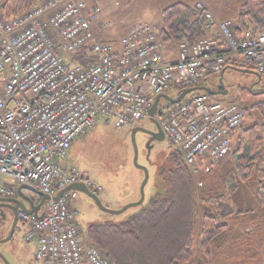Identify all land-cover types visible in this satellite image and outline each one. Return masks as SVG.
I'll use <instances>...</instances> for the list:
<instances>
[{
    "label": "built area",
    "instance_id": "1",
    "mask_svg": "<svg viewBox=\"0 0 264 264\" xmlns=\"http://www.w3.org/2000/svg\"><path fill=\"white\" fill-rule=\"evenodd\" d=\"M195 8L216 37L180 42L174 62L152 24L131 27L116 43L102 41L97 0H47L11 20L0 17V73L8 75L0 93V197H16L20 186L48 197L37 218L18 214L24 242L36 243V264H111L85 245L71 207L78 192L54 200L72 185L101 191L69 161L72 144L100 118L130 129L150 119L158 96L176 85L207 86L226 67L249 70L264 84V29L239 37L231 20L216 19L201 2ZM83 51L85 67L73 61ZM157 109L164 139L194 177L229 155L245 123L238 101L205 92Z\"/></svg>",
    "mask_w": 264,
    "mask_h": 264
},
{
    "label": "trees",
    "instance_id": "2",
    "mask_svg": "<svg viewBox=\"0 0 264 264\" xmlns=\"http://www.w3.org/2000/svg\"><path fill=\"white\" fill-rule=\"evenodd\" d=\"M40 3L42 0H2L0 17L11 20ZM239 7L234 22L237 36L241 37L249 30L257 32L264 29L262 0H243ZM160 19L159 36L163 44H193L208 37L203 12L194 6L175 3L161 11ZM211 36L216 37L215 34ZM88 55L83 51L76 54L73 61L85 67L90 61ZM232 70L244 72L238 68ZM0 76L4 78L5 75L0 73ZM194 87L176 85L168 94L176 98ZM262 87L263 90L257 93L253 91L252 84L238 87V93L243 101L254 94L264 98ZM251 109L257 110L262 125L254 122L251 111L244 110V126L234 136V165L220 178V191L206 201L209 208L202 209L198 226L190 171L181 158L172 153L170 168L161 171L169 186L168 194L164 197L155 194L149 209L126 222L89 224L82 234L85 245L96 247L111 264H191L197 255L198 243L200 252L210 255L220 241L226 242L231 220L242 215L254 217L250 201L263 210L264 217V102L253 105ZM242 189L253 190L252 199L246 200ZM244 195L251 197L250 191ZM173 216L175 219L171 223Z\"/></svg>",
    "mask_w": 264,
    "mask_h": 264
},
{
    "label": "rangeland",
    "instance_id": "3",
    "mask_svg": "<svg viewBox=\"0 0 264 264\" xmlns=\"http://www.w3.org/2000/svg\"><path fill=\"white\" fill-rule=\"evenodd\" d=\"M241 1L243 0H186V3L195 6L201 2L209 8L216 19H230L235 22ZM262 1L264 2V0ZM97 2L100 8L99 17L105 22L106 31L109 30L108 33L110 32L115 38L114 41H117L134 25L153 24L159 26L161 11L170 5L179 3L180 0H97ZM4 79L5 77L0 76V92L4 86ZM251 84L255 93L263 90L255 75L245 73V71L227 70L223 81L227 95L217 98L233 100L238 96L237 100L241 107L251 111L254 122L261 126V117L257 110H252L251 107L257 103H263L264 98L254 94L243 101L238 95V87H247ZM104 121L105 119L100 118L96 127L86 137L74 142L69 150V161L92 184L101 189L96 193V197L103 207L112 212L129 208L119 215H111L101 211L89 197L79 192L71 207L76 211L75 223L82 233H85L87 226L92 223L113 222L120 224L126 222L149 209L151 199L155 194L166 196L170 190L161 176V171L164 168H170L172 153L180 158L177 152L169 147L166 140L155 141L152 152L147 155L146 137L140 132L136 134L137 163L147 169L149 179L144 188L142 204L132 207L140 201V186L144 175L133 162L134 153L129 134L130 129L118 130L112 124H105ZM138 125L146 130L156 131V126L148 119L140 121ZM235 143L236 139L233 141L229 155L214 166L210 173L196 177L190 174L198 217L197 226L202 219V209L209 208L206 201L220 191V178L234 165L232 153ZM241 191L246 200L252 199L251 191L253 190L242 189ZM248 191H250L251 197L244 195ZM250 202H252L250 206H253L251 208L254 217L242 215L234 221L231 220L226 242L220 241L217 248H212L210 255H203L199 250L198 243L197 255L191 264H264L263 210L253 201ZM174 219V216L172 219L170 218L171 223ZM9 223L10 221L0 224V240L8 234ZM7 247L9 254H6V261L8 264H35L34 243H23L22 234L18 231ZM2 250L4 249L2 248ZM0 264L2 263L0 262Z\"/></svg>",
    "mask_w": 264,
    "mask_h": 264
},
{
    "label": "water",
    "instance_id": "4",
    "mask_svg": "<svg viewBox=\"0 0 264 264\" xmlns=\"http://www.w3.org/2000/svg\"><path fill=\"white\" fill-rule=\"evenodd\" d=\"M224 90V86H223V79L222 77L219 79L218 81V87L216 91H213L210 88H205V87H201V88H194V89H188L185 90L183 93H181L176 99H172L169 96L166 95H162V96H158L154 102V104L151 106L150 110H149V116H150V121L156 126V132H151V131H146L143 128H135L131 131V143L133 146V153H134V158H133V162L134 165L136 166L137 169L141 170L144 174V179L143 182L140 186V201L137 204L132 205L133 206H139L142 204L143 200H144V188L148 182L149 179V174L148 171L145 167L138 165L137 163V157H138V150H137V146H136V142H135V136L138 132H142V133H146L149 136H151L152 140L155 141H163L164 137L163 134L158 126V124L156 123V121L154 120V115L157 114V106L158 103L160 101V99H163L164 101L168 102V103H172V104H177L179 103L185 96H187L190 93H193L195 91H201V92H206L212 96L215 97H222V96H226L227 95V91H223ZM146 149L148 152V155L151 151V147L149 145V143H147L146 145ZM28 191L32 194H35L36 196H38L40 198V203L37 206H33L30 207L29 209L27 207H25V205H23L19 200H13V199H0V203L2 204L1 206L4 207H8L7 205L9 204H13V210H14V219H13V223H12V228L10 231L9 236L0 241V244L6 243L8 241H10L12 239V236L14 234V229L18 220V212L17 210H21L22 212H24L27 215H34L37 218V214H38V210L40 209V207L43 205V203L48 199V197H46L45 195H42L40 193H38L37 191L29 188V187H19L17 192H18V196L19 198L23 199V200H27L23 195H22V191ZM69 190H73V191H77V192H81L84 195H86L87 197H89L94 203L95 205L103 212L111 214V215H119L122 212H124L125 210H127L129 207L124 208L122 211L119 212H112L109 211L108 209H106L105 207H103V205L101 204V202L99 201V199L96 197L95 194L91 193L84 185H72L71 187L66 188L63 192H61L54 200L59 199L65 192L69 191ZM5 204V205H4ZM3 214H2V218H3ZM0 259L5 263L8 264V262L6 261V259L0 254Z\"/></svg>",
    "mask_w": 264,
    "mask_h": 264
},
{
    "label": "flooded vegetation",
    "instance_id": "5",
    "mask_svg": "<svg viewBox=\"0 0 264 264\" xmlns=\"http://www.w3.org/2000/svg\"><path fill=\"white\" fill-rule=\"evenodd\" d=\"M135 128H143L141 127L140 125H136L135 127H133L130 131H129V134L131 135V131ZM144 129V128H143ZM146 130V129H145ZM146 131H151V132H156V131H153V130H146ZM139 133V132H138ZM142 133V132H140ZM145 137H146V145L147 143H149L150 147H151V151L150 153L152 152V146H153V143L155 142V140H152L151 136H149L148 134L146 133H142ZM147 155H148V152H147ZM142 172V171H141ZM143 173V172H142ZM144 175V174H143ZM22 195L27 199V200H23L21 198H19V196H16L15 198H13V200H19L23 205H25V207L27 208H30V207H33V206H36L38 203H39V197L28 192V191H25L23 190L22 191ZM0 199H4L2 197H0ZM2 204L0 203V224L2 222H9V225H10V228H9V232L7 235L4 236L3 239L1 240H4L6 239L9 234H10V231H11V228H12V223H13V219H14V210H13V207L14 205L13 204H9L7 205L8 207H4V206H1ZM5 205V204H4ZM17 212L19 213V210H17ZM2 214L4 215L3 218L1 217ZM24 226L21 224L20 220L18 219L17 220V223H16V226H15V229H14V234L13 236L15 235V233L18 231L20 234H22V241H23V235H24ZM13 236H12V239L6 243H3V244H0V254L6 259V254H9V251L7 250V245L8 243H11V241L13 240ZM0 240V241H1ZM24 243V241H23ZM6 246V247H5ZM4 249L1 251V249ZM0 261L2 262V264H5L1 259Z\"/></svg>",
    "mask_w": 264,
    "mask_h": 264
},
{
    "label": "crops",
    "instance_id": "6",
    "mask_svg": "<svg viewBox=\"0 0 264 264\" xmlns=\"http://www.w3.org/2000/svg\"><path fill=\"white\" fill-rule=\"evenodd\" d=\"M179 3H184V4L188 5V6H191L189 3H186V0H180ZM216 16H217V15H216ZM218 18H219V17H218ZM220 20H223V19H220ZM100 22L103 23V24H105V22H104L103 20H101V18H100ZM105 25H106V24H105ZM108 31H109V30L104 31V32L100 35L99 38H100L102 41H109V40H114V39H115L114 37H112V35L110 34V32L108 33ZM208 33H209V32H208ZM209 34H212V33L210 32ZM110 36H111V37H110ZM176 47H177V45H175V44H173V43H166V44H163V43H162L163 55H164L165 59H167L168 61H176V60H177L178 55H177ZM227 69H230V68H227ZM226 71H227V70H226ZM226 71H225V72H226ZM233 71H235V70H233ZM225 72L222 74L223 81H224V74H225ZM245 73L253 74L252 72H248L247 70L245 71ZM253 75H254V74H253ZM220 77H221V76H220ZM220 77L216 78V79L214 80V83L216 82V84H217V81L219 80ZM256 78H257V77H256ZM249 86H250V85H249ZM247 87H248V86H247ZM223 91H224V90H223ZM238 95H239V93H238ZM237 99H238V96L234 97L233 100H229V98H226V99H223L222 101L229 103V102H234V101L237 100ZM35 248H36V243L34 242L33 256H34V253H35Z\"/></svg>",
    "mask_w": 264,
    "mask_h": 264
}]
</instances>
